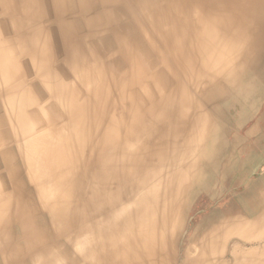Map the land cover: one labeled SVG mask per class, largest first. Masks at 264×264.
I'll use <instances>...</instances> for the list:
<instances>
[{
  "label": "bare ground",
  "instance_id": "6f19581e",
  "mask_svg": "<svg viewBox=\"0 0 264 264\" xmlns=\"http://www.w3.org/2000/svg\"><path fill=\"white\" fill-rule=\"evenodd\" d=\"M263 119L264 0H0V264H264Z\"/></svg>",
  "mask_w": 264,
  "mask_h": 264
},
{
  "label": "rangeland",
  "instance_id": "374dc122",
  "mask_svg": "<svg viewBox=\"0 0 264 264\" xmlns=\"http://www.w3.org/2000/svg\"><path fill=\"white\" fill-rule=\"evenodd\" d=\"M263 124H264V119H263ZM263 124H262V125H263ZM262 128L264 129V125L262 126Z\"/></svg>",
  "mask_w": 264,
  "mask_h": 264
}]
</instances>
